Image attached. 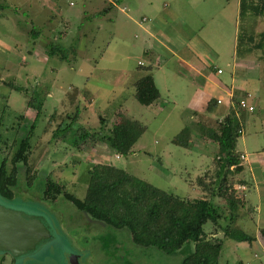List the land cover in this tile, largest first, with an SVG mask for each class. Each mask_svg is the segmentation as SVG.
Returning <instances> with one entry per match:
<instances>
[{
	"label": "rangeland",
	"instance_id": "rangeland-1",
	"mask_svg": "<svg viewBox=\"0 0 264 264\" xmlns=\"http://www.w3.org/2000/svg\"><path fill=\"white\" fill-rule=\"evenodd\" d=\"M122 1L128 5L132 1L134 10L129 12L132 18L117 8L112 15L104 16L105 0H58L61 15L53 9L41 14L36 9V0H0L6 7L0 13V39L4 43L0 44V114L4 111L0 166L6 160L8 172L14 166L17 170L15 195L0 196V204L29 216H42L54 229L52 240L20 255L14 264H70L74 255L80 256L83 264H182L183 254H168L134 243L133 248L117 249L108 255L99 237L120 231L109 226L104 231L99 225L90 226L93 221L90 216L64 197L70 193L84 199L91 171L97 165L124 168L158 188L185 198L210 196L201 180H212L219 150L208 136L199 144L192 142L191 118L182 110L191 107L196 112L202 126H194L199 136L206 129L216 127L222 106L211 111L207 105L212 97L222 93L212 92L209 98L203 96L195 87L200 79L194 81V70L176 55L169 63L162 62L161 67L154 68L162 89L160 102L150 106L141 104L134 83L152 71L148 67L151 56L144 52V34L137 21L144 16L155 19L165 11L169 25L178 30L183 27L185 35H197L210 43L215 65L210 68V76L232 84L237 58L244 53L264 57V48L244 52L246 47L263 40L264 15L242 18L238 12L239 0ZM28 4L34 5L33 11L27 8ZM118 4L122 8L123 4ZM33 25L44 33L45 39H52L48 34L53 37L68 32L65 38L68 40L63 38L62 44L65 48L75 47L72 60L50 55V44H28L22 29ZM246 29L254 41L239 46V34L243 38ZM141 61L146 66H140ZM217 67L224 73L219 74ZM256 67L258 77L253 80L245 76L244 80L248 89L258 91L260 99L256 103L264 108V60ZM17 86L22 90L16 89ZM220 97L228 100L226 94ZM30 101L34 107L29 106ZM246 111H241L242 118L250 116ZM124 118L138 120L146 126L127 156L115 152L105 139ZM250 119L236 149L242 151L246 144L248 149L263 151V126L254 122L256 117ZM34 122L28 162L14 165L12 158ZM229 178L230 183L235 181L233 175ZM49 180L62 186L54 199L44 196L45 183ZM205 231L208 236L215 231L213 222L205 225ZM121 237L123 247L131 241L129 237ZM3 255L0 252V258ZM218 264H264V250L252 241L228 238Z\"/></svg>",
	"mask_w": 264,
	"mask_h": 264
},
{
	"label": "trees",
	"instance_id": "trees-1",
	"mask_svg": "<svg viewBox=\"0 0 264 264\" xmlns=\"http://www.w3.org/2000/svg\"><path fill=\"white\" fill-rule=\"evenodd\" d=\"M5 8V5L0 3V13ZM256 14L264 15V0H260V3L241 0L242 18ZM34 30L38 32V29L34 28ZM262 38L263 42L246 47L244 52H250L254 48H264V32ZM253 41L254 37L247 29L243 38L241 33L239 34V46L251 44ZM239 48V51H242L241 47ZM74 49L75 47L72 46L65 48L63 44H50L48 53L70 61ZM134 86L136 98L143 105L149 106L160 97V90L151 72L139 78ZM15 88L22 90L20 86ZM210 103L213 107L218 104L217 100H211ZM29 106L34 107L32 101L29 102ZM3 113L0 114V143L3 142L1 130ZM39 116L40 112L37 113L36 121ZM102 121L105 122L104 119ZM35 128L36 122L32 125L29 134L21 139L18 150L12 158L14 165L28 162L31 134ZM241 129L237 112L231 110L222 120L217 121L216 127L212 126L203 131L205 136L219 145L218 167L212 180L209 182L201 180L209 197L185 198L158 188L124 168L108 164L97 165L91 171L87 195L84 199L70 193H66L64 197L79 210L104 222L115 231L128 230L135 244L155 247L168 254H183L182 264H218L224 239L214 236L207 238L205 225L209 221L214 224L213 234L222 231L226 237L236 240L252 239L234 225L243 202L229 178L243 169L241 155L236 150ZM145 131L146 126L140 121L124 118L114 125L105 139L115 152L127 156ZM6 163L4 160L0 167V193L3 197L12 198L17 187V170L14 166L13 171L8 172ZM61 189L59 183L49 180L45 183L44 195L54 199ZM261 232L264 238V228ZM115 233L110 232L106 240L103 238L107 249L115 246L117 238Z\"/></svg>",
	"mask_w": 264,
	"mask_h": 264
},
{
	"label": "crops",
	"instance_id": "crops-1",
	"mask_svg": "<svg viewBox=\"0 0 264 264\" xmlns=\"http://www.w3.org/2000/svg\"><path fill=\"white\" fill-rule=\"evenodd\" d=\"M57 1L58 0H36V9L41 11V14H43L44 11L45 13L46 11H52V9L58 10V14L61 15L62 13L60 12L62 11L58 6ZM118 2L123 4L122 8H120L121 5H119ZM129 2L130 5L124 3L122 0H105L102 13L104 16L106 14L112 15L117 8V10L122 11L127 18H132V13L129 12H132L134 9H131L132 1ZM27 8H30L33 11L34 5L28 4ZM240 10L241 0H239L238 12H240ZM165 14V11H163L161 14H157L155 19L144 16L142 20L137 21L138 26L143 30L144 34V52L151 56L149 58L150 62L148 67L152 71L151 73L154 76L156 85L160 90V97L151 105L159 103L162 96V89L159 85V80L157 79V74L154 68L161 67L163 63H169L172 58H175L174 56L178 55V57L181 56V60H183L188 66H190L191 69L194 70L192 75L194 81L198 79L201 80H198L195 87L200 89L203 96L209 98L212 92L217 91L222 93V95H227V101L223 99V97H220L222 96L220 95L219 97H212L211 99L217 100L218 104H215L213 107V105L210 103L211 101H209L207 105L208 109L211 111L217 108L218 105L222 106V109H220L222 110V114L219 120H222L229 112H231V110H235L242 125L241 135L245 132L246 123H248L249 120H251L250 118L253 116L256 117L254 122L256 123V121H258L257 123H260V125L263 126L262 131H264V108L256 103V100L260 99L259 93L258 91L253 92L248 89L246 86L247 81L244 80L246 78L245 76H249V78L253 80L258 77L256 66L264 60V57L257 55L256 53H251V56H245L244 53L240 58H237L234 64L235 73L233 74L235 79L233 78L232 84L226 83V81L224 79L222 80L221 78L213 79L210 76V68H212V66L215 67V65L213 64L214 60L210 55H212L211 51L214 50L208 46L210 43L197 35H185V32L181 30L183 27H181L180 30L172 27L169 25V21L165 18ZM145 22L149 23L145 25ZM60 23L62 24L61 21ZM51 28L52 31L55 30L53 29L52 23ZM49 31H51V29ZM22 32L27 34L26 40L28 41V44L31 42L33 44H64L65 41L63 42L62 39H65L66 35L68 34V32L65 31H62L60 36L55 35L52 37V35L48 34V36H51L52 39H45L43 36L44 33L41 32V30H38V32L34 30V25L32 28L30 27L27 29H22ZM136 38H138V35H136ZM0 44H4L2 39H0ZM140 66L146 65L143 61H141ZM220 69L222 70L221 67H217L218 73L223 74L224 71L222 70L219 72ZM243 97H248L251 104L255 106V110L252 112L249 111L250 116H247V118H242L241 111L243 110L239 109L237 105L238 101ZM218 100H221V102ZM224 103H227L228 105ZM182 113L186 116L187 114L190 115L192 142L197 144L201 143L205 139V135L203 133L199 136L195 134V125L202 128L199 119L196 117V112L191 107H185L183 108ZM215 146L219 150L218 143H216ZM244 146L245 149L242 151H238L236 149L239 155L244 154L246 155V158H241V165L243 166V169L233 175L235 178L233 187L238 197L243 202L242 206L238 210L239 215L234 225L242 229L247 235L251 236L252 239L250 241H252V243H257L261 249L264 250V238L261 232L262 228H264V150L254 151L253 149L246 148V144H244ZM221 233L223 236H219L222 235ZM213 236L223 238L224 244L225 239L230 238L226 237L222 231H219L216 234L211 233L209 234L208 238ZM255 256H259L258 253H255Z\"/></svg>",
	"mask_w": 264,
	"mask_h": 264
},
{
	"label": "water",
	"instance_id": "water-1",
	"mask_svg": "<svg viewBox=\"0 0 264 264\" xmlns=\"http://www.w3.org/2000/svg\"><path fill=\"white\" fill-rule=\"evenodd\" d=\"M0 196L5 198L1 193ZM53 237L54 229L42 216H29L0 204V252L19 257ZM71 264H79L76 255L71 258Z\"/></svg>",
	"mask_w": 264,
	"mask_h": 264
},
{
	"label": "flooded vegetation",
	"instance_id": "flooded-vegetation-1",
	"mask_svg": "<svg viewBox=\"0 0 264 264\" xmlns=\"http://www.w3.org/2000/svg\"><path fill=\"white\" fill-rule=\"evenodd\" d=\"M15 195V194H14ZM45 196V195H44ZM50 201V200H49ZM50 202H52V201H50ZM81 211V210H80ZM82 212V211H81ZM93 221L91 222V224H90V226L91 225H99L103 230L102 231H104V227H107L108 225H106L104 222H102V221H100V220H97V219H94V218H92V217H90ZM106 225V226H105ZM124 230H126V229H122V230H117V231H120V232H118V234L117 233H115L116 234V236H117V238H116V244H115V246L113 247V248H111V249H107L106 247H105V244H104V240H103V238L106 240V237L109 235V233H104V234H101L100 235V242H101V245H102V247L106 250V251H108L109 252V254L108 255H111L112 254V252L114 251V250H117V249H119V250H125L126 248L128 249L129 247H131V248H133L132 247V243H134L133 241H132V238H131V234L128 232V230H127V234L126 233H123L122 231H124ZM121 236H126L127 238L129 237L130 238V242H127V244H126V246L124 245V247L122 246V240H121ZM121 237V238H120ZM135 244V243H134ZM135 245H138V246H141V245H139V244H135ZM118 251V250H117ZM17 258H18V256H14V255H12L11 253H9V252H4V255H3V257L2 258H0V264H14L16 261H17ZM77 259H78V263L79 264H83L82 262H81V259H80V256H77ZM70 264H71V260H70ZM131 264V263H130Z\"/></svg>",
	"mask_w": 264,
	"mask_h": 264
},
{
	"label": "built area",
	"instance_id": "built-area-1",
	"mask_svg": "<svg viewBox=\"0 0 264 264\" xmlns=\"http://www.w3.org/2000/svg\"><path fill=\"white\" fill-rule=\"evenodd\" d=\"M222 70L220 69L219 72H221ZM219 102H221V100H218ZM238 107L240 109H244V110H247V111H254L255 110V106L251 104V102L249 101V98L248 97H243L241 98L238 103H237ZM241 158H246V155L242 154L241 155Z\"/></svg>",
	"mask_w": 264,
	"mask_h": 264
}]
</instances>
